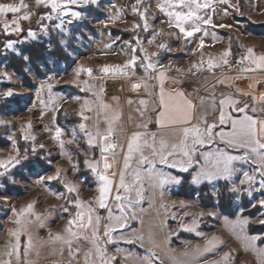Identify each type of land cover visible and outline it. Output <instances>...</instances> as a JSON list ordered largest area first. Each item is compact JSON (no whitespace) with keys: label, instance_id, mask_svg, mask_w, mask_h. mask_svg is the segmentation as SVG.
Segmentation results:
<instances>
[{"label":"rangeland","instance_id":"1","mask_svg":"<svg viewBox=\"0 0 264 264\" xmlns=\"http://www.w3.org/2000/svg\"><path fill=\"white\" fill-rule=\"evenodd\" d=\"M253 1L238 0L241 11L244 13L242 16L235 13L234 9L228 8L227 5L213 3V6L215 4L224 9L227 8L232 20L244 30L247 39L252 38L262 45L264 44V33L249 31L246 29V22L244 21L246 20L252 24H264V9L256 10ZM24 2L29 5H34V0H24ZM0 3H19V0H0ZM134 3L135 0H98V5L87 6L86 19L75 21L72 25L66 26L69 29L67 35L51 33L47 37L44 36L39 33L35 17L31 23L28 21L22 22L24 32L19 35L13 34L11 36H5L2 25H0V73H7L8 77H10V79L0 77V120L5 122L4 124H0V159H7L11 155H16V152L12 148L10 137L17 141V147L21 155H24L26 148L28 149V160L23 162L22 165L11 169L7 176L0 177V181H2V184H0V197H7V203L4 199H0V258L8 259L4 253L12 238L7 235V230L16 227L12 222L16 218L13 216V209L19 212L21 208L26 207L29 203L33 204L32 212L35 215H30L29 219L35 225L32 234L36 240H47L50 233L53 235L57 233L63 234L67 220L71 219L72 215L76 212L74 205H66V200L57 199L56 193H63L65 196H70L73 200L78 197L82 201L91 202L92 206L96 208L101 216L107 215V210L99 209L95 203L96 197L98 196V177L87 169L84 163L85 159L101 161L99 148H89L85 143L83 134L79 133L78 128V142L67 143V140L71 137V129L81 122V117L78 113L84 99L94 102V111H86L84 114L94 120L99 111L102 127H106L103 123V110L95 109L94 94H98L101 101L108 104L111 109L118 110L121 113L120 123L123 126L128 125V123L136 125L148 122L149 116H152V102L154 98H152L151 91L154 82L153 78H151V70L150 75L145 76V73L139 67L140 58L144 53L140 51L136 53L138 59L135 75H131V69H127L130 73L127 78L118 74L115 76L112 74L105 75L101 72V69L105 65L122 66L130 59V48L124 43L125 41H130L137 49L143 48L149 56L152 52L159 51L157 45L167 43L170 46V50L161 52L158 57L153 59L159 60V63L170 61L171 59V62L168 63V70L171 73L174 72V60L175 62L177 61V65L181 67L183 85L192 90L205 85V81L203 80L206 78V74L209 73L207 70V60L210 57L216 60L220 59L223 53V42L226 41L228 44L235 42L240 51L236 36L237 33L228 28H213L211 25L202 24L201 32L196 33L194 37L185 39L182 35H171L174 30L170 29L167 24L161 23L166 17L162 13L157 12L155 0H153L152 7L148 11L156 13L159 19L152 22L151 17H149V29L148 31H144L143 21L131 11V5ZM78 7L81 6H72L73 10H78ZM117 9H122L123 11L120 13L121 18L113 23L108 18L109 16L115 15ZM33 11L39 14L47 12L48 9L34 7ZM11 18L12 14H8L7 19L10 20ZM133 21L140 24V28L135 31L132 30ZM54 22L58 23L59 21ZM44 23L52 24L53 21L45 20ZM29 27L37 31V41L29 38L26 43L14 44L13 48L15 51L5 49L4 44L7 40L11 39L15 41L26 37ZM153 31L161 32L162 35L155 36L154 42L149 44L148 40L153 38ZM175 31L178 33V30ZM205 31L207 35L204 34ZM213 33H215V40ZM136 36L140 38L141 43L139 45L133 39ZM230 37L231 42L229 41ZM201 39L204 40L203 48H199ZM36 43H41L45 46V49L39 50V54H37L38 56L35 57V60L32 62V59H30V64H26L23 60V55L29 56V45H35ZM54 48L57 51L55 50L53 52ZM16 51L20 55H17ZM57 55L59 56L57 57ZM16 57L20 61L22 60L19 71L15 70L10 64L11 62L15 64ZM228 59L231 68L238 65V57L233 56L232 52ZM201 62L204 63V69L196 75H192V72L195 71L192 65H199ZM41 65H44V67H41ZM78 66L92 70L91 76L87 73H81L79 77L81 83L79 86L73 83L75 78L73 70ZM27 67H31L34 70L33 73L30 74L25 71ZM226 67H219V70L222 71ZM46 69L58 70L54 82L53 94L54 96L64 97V99L58 101L59 111L56 113L53 112L51 106L48 109H43L36 99V90L39 87L40 81L48 74ZM157 69H155V73ZM134 78L136 80H147L149 84L148 90H144L142 94L128 93L125 90V92H122V87L123 89L128 87ZM111 79L118 80L121 83L122 87L117 92H110V84L107 81ZM85 80L92 86L91 91H88L87 86L82 83ZM236 84L239 85V82ZM82 87L86 90L81 91L80 89ZM9 89L12 90L13 95L5 97L3 93ZM214 91L216 100L223 91H230L237 96H241L232 85L231 88L226 86L225 89L220 85L215 87ZM77 95L81 97L80 102L71 98ZM114 97L118 98V101L113 99ZM200 97H206L209 100L212 99L211 94L208 95L205 90H201L197 103H199ZM248 97L244 98V100L249 103L248 109L251 110L252 105ZM43 98L45 100L48 99L47 90L44 91ZM128 99L135 101L131 105V108L127 103ZM140 99L149 101L146 110L143 106L139 105ZM138 108L145 112L143 117H141L140 111H137ZM42 111L45 113L43 119H41ZM261 114L264 115V112H261ZM53 115L56 116L55 122L52 119ZM129 116L132 117V120L129 119ZM214 117L212 114H209L207 116L208 122L214 120ZM90 122L88 121L86 123ZM28 123L32 125L30 129L25 127ZM56 126H60L65 130V135L62 137L65 140L63 155L59 143L51 139ZM25 135L30 137L34 136L36 139L35 141L31 139L25 141L23 139ZM41 144L44 145V149H40L39 146ZM33 145L37 148V154L35 156L31 152ZM242 153L243 150H234L232 154ZM69 154H71V162L69 161ZM41 157H47L51 160V163H48V159H41ZM116 163L118 171L114 179L118 182L120 165L117 161ZM121 166L123 167V165ZM157 167L163 168L164 171L176 176L180 183H169L163 189L159 187L153 189L149 188L145 181L144 198L135 208L139 219L131 222V228L140 230L142 227L140 220L142 219L144 221L143 229L145 233H147L149 225L156 226V231L159 233V238L161 239V246L155 250L159 256L155 264H172V260L170 259L172 256H175L177 260L181 261L186 259L190 260L191 264H205L206 261H215L218 264H264V243L260 241L263 232L251 233L249 231L251 224L261 225L260 220H264V208H261L258 204L255 208L250 206L251 203H255L261 198V192L258 191L259 177H257V182L252 185L255 190L251 197L247 193H243L238 194L237 198V194L230 195L228 193L227 189L232 185L226 181L221 180L218 183L215 181L212 183L203 181L194 184L191 182L193 169H190L188 173H184L178 169H168L166 166L159 164ZM238 167L251 172V169L255 168L256 165L242 164L238 165ZM57 168L61 169L60 179L47 181L46 177L55 175ZM40 176H44L45 181L38 184L36 181ZM240 178H242V172L233 177L237 185H239ZM127 179H130V177H127ZM62 181L75 185L77 192L68 194ZM186 182L190 187L182 189L180 193V185ZM213 184H215V188ZM202 187L204 188L202 189ZM216 189H219L222 195L217 196L215 194ZM161 191H163L162 198L160 197ZM185 193L189 194L187 195ZM114 195L115 191L112 192L111 196ZM111 196L109 197L110 206L112 205ZM132 198L133 200L136 199L134 192L132 193ZM181 201L184 202L183 207L180 205ZM161 203L169 206L167 211L160 208ZM221 203L227 209L230 208V214L225 213L220 208ZM62 206H68L72 215L63 213ZM240 207L245 209L240 214L241 218H249V223L243 233H240L239 230L236 232L231 231L225 223V217L230 221L237 219V213ZM114 211L116 210L114 209ZM209 212H214L216 215L209 216L207 214ZM200 213H203V215H200ZM36 216L44 219L43 227L39 226V223L36 221ZM193 220L197 221L195 231L186 230L184 226L192 225ZM130 230L128 229L127 231ZM197 233H200V235H197ZM244 236H258L259 239L255 241L254 245L246 244L243 239ZM163 237H169V239L165 242L162 239ZM213 237L217 238L214 252L204 253L200 257L193 255L184 257L181 255L185 251L192 253L193 249L197 246L202 249L206 241L211 240ZM26 240V236H21L22 245ZM79 247L81 251L77 254V258L79 264H84L83 253L90 247V244L85 240H81ZM119 247L123 251L117 255V264H135V258H129L126 254L128 252H134L142 255L146 252L148 245L146 244L144 248H140L137 244L129 245L121 241L119 242ZM107 249L109 255L116 254V245H107ZM225 253H229L227 259H223ZM30 258L35 261V264H55L57 261L61 262V264H67L69 260L66 250L63 256L58 252L56 255H52L51 248L48 245L40 249L39 258L36 257L35 253H32Z\"/></svg>","mask_w":264,"mask_h":264},{"label":"snow or ice","instance_id":"2","mask_svg":"<svg viewBox=\"0 0 264 264\" xmlns=\"http://www.w3.org/2000/svg\"><path fill=\"white\" fill-rule=\"evenodd\" d=\"M152 2L153 0H135V3L131 5L132 13L143 21L144 31H148L149 29V17H151L152 22L159 19L156 13L148 11L152 7ZM217 2L234 9L238 15H244L239 3L232 4L230 0H217ZM89 5H98V0H34V5H29L24 0H19V3H0V25H2L5 36L19 35L24 32L22 22L28 21L31 23L35 17L39 33L44 36L47 37L51 33L67 35L69 29L66 26L72 25L75 21L86 19L87 6ZM72 6L81 7H78V10H73ZM155 6L157 12L162 13L166 17L161 23L167 24L170 29L174 30L171 33L173 36L182 35L185 39L194 37L196 33L201 32L202 24L211 25L213 28L232 27L231 24L225 23L213 24L211 15L200 14L201 11L213 8L211 0H155ZM34 7H43L48 9V11L37 14L33 11ZM122 11V9H117L115 15L109 16V21L114 23L120 19ZM213 11H215L214 8ZM223 11L225 15H228L227 8ZM8 14H12L10 20L7 19ZM45 20L53 21V23L45 24ZM54 21L59 22L55 23ZM138 28H140V24L133 21L132 30L135 31ZM175 30H178V33ZM204 34L207 35V32L205 31ZM157 35H162V33L153 31V38L149 39L148 43L152 44ZM37 36V31L29 27L26 37L15 41L9 39L4 44V47L7 50L15 51L13 48L14 44L26 43L29 38L37 41ZM213 38L215 40V33H213ZM133 39L137 45L141 43L138 36ZM229 41L231 42V37ZM124 43L130 48V59L122 66L105 65L101 69V72L105 75L112 74L115 76L118 74L127 78L130 75L127 69H131V75H135L138 59L136 53L137 51L144 53L140 58L139 67L143 70L145 76H149L151 70V78L159 81L158 104L153 101L152 107L156 112L155 123L160 131H133L127 137L125 151L116 137L117 132L123 133L124 131L123 124L120 123L121 113L118 110L111 109L108 104L101 101L98 94H94L95 109L103 110V123L106 127H102L99 111L94 120L84 114L86 111H94V102L84 99L78 113L81 117V122L71 129V137L67 140V143L78 142V128L79 133L83 134L85 143L89 148H99L103 167H100V161L85 159L84 163L87 169L98 177L99 187L97 188V192L99 194L96 197L95 203L99 209H106L107 215L101 216L96 208L92 206L91 202L82 201L78 197L73 200L70 196H65L63 193H56L57 199L66 200V205H74L76 212L72 215L68 206H62L63 213L72 215V218L67 220L63 234L57 233L53 235L50 233L47 240H36L32 234L35 225L29 219L30 215H35L32 212L33 204L29 203L26 207L21 208L19 212L13 209V216L16 218L12 222L16 227L8 229L7 235L14 242L10 241L8 243L7 250L4 253L8 259L0 258V264H13V261L14 264H35V261L30 258L31 254L35 253L36 257L39 258L40 249L45 245L51 248L52 255H56L58 252L63 256L66 250L69 257L67 264H79L77 254L81 251L79 247L81 240H85L90 244V247L83 253L84 264H117V255L123 251L119 247V242L121 241L129 245L137 244L140 248H144L147 244L148 248L144 254L128 252L126 256L135 258V264H155V261L159 259L155 250L161 246V239L159 238V233L156 231V226L149 225L148 231L145 233L143 229L144 221L142 219L140 220L142 225L140 230L131 228V222L139 219L135 208L144 198L145 181L147 182V186L153 189L156 187L163 189L169 183H180L176 176L164 171L163 168H158V164L166 166L168 169H178L184 173H188L190 169H193L191 182L194 184L203 181H208L209 183L213 181L218 183L221 180L226 181L232 185L227 189L228 193L230 195L237 194V198L238 194L243 193H247L251 197L255 190L252 185L257 182V177H259L258 191L261 192V198L255 203H251L250 206L255 208L258 204L261 208H264V143H261V140H264V118L257 119L248 114L249 104L246 101L233 98L229 93L220 94L222 98L219 100V105L217 106L214 87L208 89L212 99L200 97L199 103H194L192 94L185 93L182 90L176 89L166 92L164 88L166 73L163 70L155 73V69L161 65L159 64V60L153 58L158 57L163 51L170 50V46L167 43H160L157 45L159 51L152 52L149 56L143 48L137 49L130 41H125ZM203 47L204 40L201 39L199 48ZM16 54L20 55L18 51H16ZM230 55L231 43H229V48L221 54L219 60L212 57L207 60V70L212 72L213 69L222 66L231 68L228 59ZM23 60L26 64H30V57L28 55H23ZM245 61L248 62L250 67H242L240 72L264 71V54H256L250 46L246 47V55L242 56L237 63L243 65ZM41 67H44V65H41ZM192 68L195 69L192 75H196L204 69V63L201 62L199 65L193 64ZM25 71L31 74L34 70L31 67H27ZM73 71L75 73L73 83L77 84V86L81 83L79 80L81 73H87L89 76L92 75V70L83 66H78ZM46 72L48 74L40 81L39 87L36 90V99L43 109H48L51 106L53 112L56 113L59 111L58 101L64 99V97L54 96L53 94L58 70L46 69ZM0 77L10 79L7 73H0ZM238 78V76H225L222 79H217V83L225 84L231 79ZM82 83L87 86L88 91L92 90V86L89 85L87 80ZM141 83L144 84L147 91L149 88L147 80H141L138 83L132 84L133 90L138 89ZM174 83H180V81H175ZM256 83H259V81H256ZM229 87H231L230 83ZM249 87L252 88L253 85L250 84ZM45 90L48 93L47 100L43 98ZM80 90L85 91L86 89L82 87ZM236 91L244 97L251 96L253 101L252 112L257 110L255 107L257 100L261 104L260 111L264 112V92H261L259 97H257L251 92L241 89H236ZM3 95L10 97L13 95V92L9 89ZM71 98L77 102L81 100V97L78 95ZM113 99L118 101V98L114 97ZM127 103L131 108V105L135 101L128 99ZM139 105L143 106L146 110L149 101L140 99ZM227 109H230V111H226ZM217 110L219 112V125H230L229 131H224L223 128L220 131H215L218 125L215 122L208 123L207 116L209 114L215 116ZM137 111H140L141 117L144 116L145 112L140 108ZM44 115L45 113L42 111L41 119H43ZM52 119L55 122L56 116L53 115ZM129 119L132 120V117L129 116ZM193 120H195V123H193ZM88 121L91 122L86 123ZM4 123V121L0 120V124ZM135 126L147 129L148 122L136 124ZM25 127L30 129L32 125L28 123ZM64 135L65 130L60 126H56L54 135L51 137L52 140L59 143L62 155L64 154L65 140L62 138ZM10 139L16 155H11L7 159H0V170H2L0 171V177L7 176L11 169L22 165L23 162L28 160V149L26 148L24 155H21L17 147V141L11 137ZM23 139L25 141L29 139L35 141L36 137L25 135ZM39 147L40 149H44L43 144ZM117 148H121L123 151V167L118 172V182L114 179L117 176V172L112 173V178L107 175L108 169L112 168L118 159L115 153V149ZM241 149L244 150L242 154H232L234 150ZM31 152L33 156L37 154L35 145L31 148ZM110 152L112 153V164L108 162V154ZM85 154L87 155V153ZM41 159L48 158L41 157ZM69 161L71 162V154H69ZM48 163H51L50 159H48ZM242 164H255L256 167L252 168L250 172L238 167V165ZM60 172L61 169L57 168L55 175L46 177L47 181L59 180ZM241 172L242 178L239 179V185H237L233 177ZM127 177H130V179H127ZM44 181L45 177L40 176L36 183L39 184ZM62 183L68 194L77 192L75 185L64 183L63 181ZM0 184H2V181H0ZM213 187L215 188V184H213ZM113 190H115V195L111 196ZM133 192L135 193V200L132 198ZM215 194L219 196L222 195V192L216 189ZM110 196L112 199L111 206L109 204ZM160 197H163V191L160 192ZM0 199H4L7 203V197H0ZM180 205L183 207L184 202L181 201ZM168 207V205L163 203L160 204V208L165 211H167ZM244 211L245 209L240 207L237 219L234 221H230L225 217L226 226L231 231L236 232L239 230L240 233L244 232L245 227L249 223V218H241L240 214ZM207 214L209 216L216 215L214 212ZM200 215H203V213H200ZM36 221L40 227H43L44 219L42 217L36 216ZM260 223L264 224V220H260ZM196 226L197 221L193 220L192 225H185L184 227L188 231H195ZM128 229L131 230L127 231ZM197 235H200V233H197ZM21 236L27 237L23 245L21 243ZM162 239L166 242L169 237H163ZM243 239L246 244L254 245L259 237L244 236ZM216 243L217 238L213 237L211 240L206 241L202 249L197 246L193 249L192 253L185 251L181 255L184 257H189L190 255L195 257L203 256L204 253L214 252ZM110 244L116 245V254L109 255L107 245ZM57 245L59 246L58 248ZM74 245L76 246L74 247ZM228 256L229 253H225L223 259H227ZM170 259L172 260V264H191L190 260H177L175 256L170 257ZM55 264H61V262L57 261ZM205 264H218V262L206 261Z\"/></svg>","mask_w":264,"mask_h":264},{"label":"crops","instance_id":"3","mask_svg":"<svg viewBox=\"0 0 264 264\" xmlns=\"http://www.w3.org/2000/svg\"><path fill=\"white\" fill-rule=\"evenodd\" d=\"M212 5L213 3H218L217 0H211ZM230 2L232 4H236L238 3V0H230ZM254 8L256 10H262L264 9V0H254ZM213 8L215 9V11H213ZM213 8H209L207 10L201 11V15H211L212 16V20H213V24H220V23H225V24H231L232 27L228 28L229 30H233L237 33V40H238V45L240 47V51L239 54L237 55L238 60L246 55V47H252L255 51L256 54H264V44L261 45V43H258L257 41H254V39L249 38L247 39L246 35L244 34V30H242V28L240 27V25H238L237 23H235L230 14L228 13V15L224 14V8L220 7L219 5H215L213 6ZM213 41V40H212ZM225 41V39H224ZM252 41V42H250ZM261 42V41H259ZM223 47H222V51L224 52L226 49L229 48V44L225 41L223 42ZM192 48V47H191ZM171 62L170 61H164V62H160L159 64L162 66H158L156 73H159L161 70L165 71L166 73V79H165V83H164V88L165 91H174L176 89L182 90L185 93H189L192 94V99L194 101V103H197L199 94L201 92V90H205V92L208 93V95L210 94V92L208 91V89H212L214 87H218V86H223V88L225 89L226 86L229 87V83L232 85L233 88L235 89H241L243 91H247V92H251L253 95L259 97L261 92H264V71H257V72H248V73H242L240 72V69L242 67H250V65L248 64L247 61L244 62L243 65L238 64L236 67L234 68H229L226 67L225 69H223L222 71L219 70V68H215L213 69L212 72H209L208 74H206V78L203 81H205V85L202 86L201 88L198 89H194L192 90L191 88H188L186 86L183 85L182 83V75H181V67H179L177 65V61L175 62L174 60V72L171 73L168 70V63ZM179 67V68H178ZM193 71V70H192ZM225 76L227 77H239L238 79H231L229 82H226L225 84H218L217 83V79H222ZM141 80H136L135 78L132 80V82L129 84L128 87H124L125 89H123V87L121 86V83L118 80H114L111 79L109 81H107V83L110 84V92H117L119 89H121L122 87V92H128V93H136V94H142V92H144L145 87L144 84L141 83L140 87L138 89L133 90L132 88V84L134 83H138ZM175 81H180V83H174ZM256 81H259V83H256ZM153 88H152V98H154V101L156 104H158V93H159V81L157 79L153 78ZM239 82V85H237L236 83ZM252 84L253 87L250 88L249 85ZM203 88V89H202ZM231 88V87H230ZM125 90V91H124ZM223 93H229L232 95L233 98L241 100V101H245L244 96H240V95H235L233 93H231L230 91H223ZM221 95H219L217 97V106L219 105V100L221 99ZM248 99L250 100L251 105L253 106V101L251 99V96L248 97ZM247 102V101H246ZM248 103V102H247ZM249 104V103H248ZM243 106V105H241ZM255 107H256V111L252 112L251 110L248 109V114L252 115L254 118L260 119V118H264V115L261 114L260 112V108H261V104L260 102L257 100L255 102ZM226 111H230V109H227ZM218 117H219V112L217 110L216 115L214 117V120L208 122V123H216L218 126L215 129V131H220L221 128H223L224 131H229L230 130V125L228 126H220L219 122H218ZM156 112L153 110L152 112V116H149V120H148V127L147 129H144L142 127H136L135 124H126L124 127V131L123 133L121 132H117L116 133V137L118 138L120 144L123 146V149L126 151V146H127V137L129 135H131V133L133 131H140V132H144V131H148V132H159L160 130L157 128L156 123ZM193 123H195V120H193ZM261 143H264V140H261ZM242 150V149H241ZM240 150V151H241ZM244 151V150H243ZM115 153L117 154V162L119 163L120 167H122L121 165H123V151L121 150V148H117L115 149ZM108 162L110 164L113 163L112 161V153L110 152L108 154ZM100 167H103V160L101 159L100 161ZM119 167V170L121 169ZM118 168H117V163L114 164V166L110 169H108L107 171V175H109V177H111L113 172H117ZM99 187V185L97 184V188ZM115 190H113L114 192ZM98 193V192H97ZM99 194V193H98Z\"/></svg>","mask_w":264,"mask_h":264},{"label":"trees","instance_id":"4","mask_svg":"<svg viewBox=\"0 0 264 264\" xmlns=\"http://www.w3.org/2000/svg\"><path fill=\"white\" fill-rule=\"evenodd\" d=\"M245 22H246V29H248L249 31H252V32H257V33H264V24H252V23H250V22H248V21H246V20H244ZM45 49V46L44 45H42L41 43L39 44V43H36L35 45L33 44V45H29V47H28V53H29V57H30V59H32L31 61L33 62V60H35V57L36 56H38L37 54H39V50H44ZM55 50H56V48H54V51L53 52H55ZM57 51V50H56ZM231 52H232V55L233 56H237L238 54H239V49H238V46H237V44L235 43V42H232V44H231ZM59 55H57V57H58ZM56 57V56H55ZM61 58V57H60ZM22 61V60H21ZM17 57L15 58V64L14 63H10L11 64V66L15 69V70H18L19 71V68L21 67V62ZM184 178H186V177H184ZM186 185V187H184ZM221 186V185H220ZM187 187H190V185H188V183L186 182V183H182L181 185H180V193H181V190L182 189H185V188H187ZM204 187H202V189H203ZM191 190H192V188H190ZM192 193V192H191ZM185 194H189V193H185ZM221 207V209L225 212V213H231V210H230V208H228L227 209V207L223 204V203H221V205H220ZM249 231L251 232V233H262L263 232V235H262V237L260 238V241H261V243H264V224H261V225H253V224H251L250 226H249Z\"/></svg>","mask_w":264,"mask_h":264}]
</instances>
